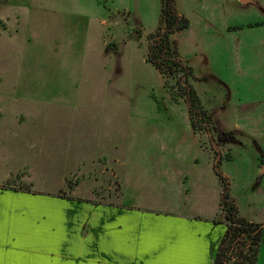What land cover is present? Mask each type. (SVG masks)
Returning a JSON list of instances; mask_svg holds the SVG:
<instances>
[{"label":"rangeland","instance_id":"rangeland-1","mask_svg":"<svg viewBox=\"0 0 264 264\" xmlns=\"http://www.w3.org/2000/svg\"><path fill=\"white\" fill-rule=\"evenodd\" d=\"M160 8V0H0V187L26 162L38 190L74 196L63 183L72 179L74 197L115 205L117 173L130 192L147 193L135 168L160 186L154 156L137 160L157 143L173 159L200 156L208 188L220 187L221 159L241 211L250 198L249 216L264 223V0H175L188 28L171 47L192 71L187 84L210 132L193 130L181 76L164 78L146 61ZM17 121L25 127L7 124ZM162 178L159 200L147 204L180 195Z\"/></svg>","mask_w":264,"mask_h":264},{"label":"crops","instance_id":"crops-1","mask_svg":"<svg viewBox=\"0 0 264 264\" xmlns=\"http://www.w3.org/2000/svg\"><path fill=\"white\" fill-rule=\"evenodd\" d=\"M249 1L247 4L257 0ZM7 124H16L19 129L26 123ZM149 145L157 148V143ZM154 149L137 160L143 164L154 156V168L161 173L160 186L135 168L132 177L141 179L147 193L133 188L130 192L117 173L119 198L115 205L74 197L77 186L70 198L56 195L62 187L57 191L38 190L29 181L31 165L22 162L14 175L24 174L23 182L32 185L30 191L0 189V264H213L226 230L219 210L221 186L208 188L209 178L203 172L200 156L181 158L179 154L173 159ZM162 177L172 179L180 195L175 200L167 197L164 207L147 204L150 197L159 200L156 191L164 187ZM230 186L231 183L229 193L239 215L262 226V239L264 223L249 216L254 208L250 198L246 199V211H241ZM242 191L248 194V185ZM260 207L264 216V206ZM261 243L256 264L264 261V242Z\"/></svg>","mask_w":264,"mask_h":264},{"label":"trees","instance_id":"trees-1","mask_svg":"<svg viewBox=\"0 0 264 264\" xmlns=\"http://www.w3.org/2000/svg\"><path fill=\"white\" fill-rule=\"evenodd\" d=\"M160 4L161 27L151 36L152 42L148 45L146 61L164 78L181 76L182 81L178 82L179 89L183 91L181 96L189 105L188 114L193 130L200 132L202 129L210 132V121L200 107L191 86L187 84L186 79L191 76L192 71L177 57L170 42L174 34L188 28V21L176 13L175 0H160ZM220 162L221 159H218L213 171L221 186L219 210L226 230L218 244L213 264H256L262 226L248 222L239 215L229 193V184L220 172ZM22 175V173L13 175L0 189L30 191L32 185L21 183ZM65 184L69 193L77 186L76 181L72 179L66 180ZM57 196L70 198L61 192Z\"/></svg>","mask_w":264,"mask_h":264},{"label":"water","instance_id":"water-1","mask_svg":"<svg viewBox=\"0 0 264 264\" xmlns=\"http://www.w3.org/2000/svg\"><path fill=\"white\" fill-rule=\"evenodd\" d=\"M248 2H250V1L249 0H242V1H240L241 4L248 3Z\"/></svg>","mask_w":264,"mask_h":264}]
</instances>
